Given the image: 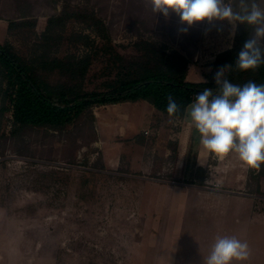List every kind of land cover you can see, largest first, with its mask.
I'll list each match as a JSON object with an SVG mask.
<instances>
[{
  "label": "rangeland",
  "instance_id": "obj_1",
  "mask_svg": "<svg viewBox=\"0 0 264 264\" xmlns=\"http://www.w3.org/2000/svg\"><path fill=\"white\" fill-rule=\"evenodd\" d=\"M257 2L264 7V0ZM65 8L101 17L111 46L131 59L139 56L133 44L141 38L194 53L192 59L200 51L222 53L234 48L240 28L230 37L227 21L202 22L183 33L178 16L155 15L145 0H0V19L20 24L7 38L0 25V42L9 41L29 61L50 18ZM80 31L95 38L84 19L70 21L66 36ZM105 44L97 39L88 90L102 89L114 76L101 49ZM83 50L65 40L57 56ZM43 76L51 83L65 80L57 73ZM12 130L7 113L0 131V209L20 264H203L217 235L249 244L244 264H264L261 183L259 194L254 182L244 191L190 184L172 176L171 162L162 164L153 146H144L141 169L144 147L137 144L123 146L120 165L108 167L92 147L96 134L89 114L64 132Z\"/></svg>",
  "mask_w": 264,
  "mask_h": 264
},
{
  "label": "trees",
  "instance_id": "obj_2",
  "mask_svg": "<svg viewBox=\"0 0 264 264\" xmlns=\"http://www.w3.org/2000/svg\"><path fill=\"white\" fill-rule=\"evenodd\" d=\"M74 19H84L86 28L95 38L84 31L72 32L67 37V25ZM7 22L9 32L20 25ZM108 32L97 14H72L65 8L61 14L50 18L41 42L33 45L35 52L29 61L18 55L9 41L0 43V131L7 113L11 114L14 135L27 128L59 133L84 115H93L96 107L124 102L147 101L169 116L166 111L169 94L180 108L175 117L181 118L198 93L205 88H212L214 94L217 92L214 76L229 65L233 66L225 68V78L231 83L240 86L249 81L264 84V65L247 71L238 70L234 65L244 43L253 34L251 26L240 24L234 48L220 53L207 81L199 83L187 81L191 59L180 51L141 38L133 44L139 56L127 58L111 46ZM97 39L107 42L101 49L110 57L108 73L114 76L101 84L102 89L88 90L87 77L98 55ZM65 40L84 50L80 55L57 56ZM56 73L65 80L51 83L43 76ZM136 141L143 143L140 138ZM195 175L197 178L201 175L200 180H195ZM190 176V184L205 186L207 173L204 170L197 168ZM248 177L249 184H257L255 194H259L264 164L260 169L250 168Z\"/></svg>",
  "mask_w": 264,
  "mask_h": 264
},
{
  "label": "clouds",
  "instance_id": "obj_3",
  "mask_svg": "<svg viewBox=\"0 0 264 264\" xmlns=\"http://www.w3.org/2000/svg\"><path fill=\"white\" fill-rule=\"evenodd\" d=\"M151 11L167 20L173 13L179 17L180 31L187 33L196 24L227 21L234 37L238 25L253 28L235 60L241 71L255 70L264 65V7L257 0H145ZM219 69L214 80L217 92L205 88L186 109V115L198 133L199 143L218 157L234 153L250 168L264 164V84L249 81L235 85ZM166 111L175 117L180 111L171 94ZM251 256L246 241L236 236L217 235L203 264H244Z\"/></svg>",
  "mask_w": 264,
  "mask_h": 264
},
{
  "label": "crops",
  "instance_id": "obj_4",
  "mask_svg": "<svg viewBox=\"0 0 264 264\" xmlns=\"http://www.w3.org/2000/svg\"><path fill=\"white\" fill-rule=\"evenodd\" d=\"M0 25H3L7 38L9 23L0 19ZM196 49H200V46ZM180 52L191 59L187 81L192 83L207 81L213 71L212 64L220 54L216 52L208 55L198 51L195 59H192L194 53L188 52L191 54L189 56L184 51ZM93 115L96 141L92 147L98 150V154L102 153V162L108 167L120 165L122 148L126 144L153 146L151 150L157 153L162 164L171 162L174 178L189 180L190 172L198 168L207 173L203 188L212 186L215 187L213 190L244 191L248 187L250 167L243 164L234 153L223 157L209 154L200 145L198 133L186 114L181 118L170 117L147 101H138L99 106L93 109ZM146 131L149 134H145ZM137 138L143 140V143L137 142ZM145 154L144 147L141 169L145 164ZM199 178L195 175V180ZM260 183L264 192V180ZM0 210V264H20L15 246L8 238L10 225L6 222L4 209Z\"/></svg>",
  "mask_w": 264,
  "mask_h": 264
},
{
  "label": "built area",
  "instance_id": "obj_5",
  "mask_svg": "<svg viewBox=\"0 0 264 264\" xmlns=\"http://www.w3.org/2000/svg\"><path fill=\"white\" fill-rule=\"evenodd\" d=\"M145 134H149V132H148V131H146V132H145Z\"/></svg>",
  "mask_w": 264,
  "mask_h": 264
}]
</instances>
